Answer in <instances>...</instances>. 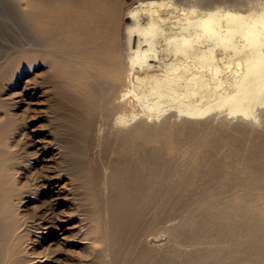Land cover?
<instances>
[{
  "label": "bare ground",
  "instance_id": "6f19581e",
  "mask_svg": "<svg viewBox=\"0 0 264 264\" xmlns=\"http://www.w3.org/2000/svg\"><path fill=\"white\" fill-rule=\"evenodd\" d=\"M0 264H264V0H0Z\"/></svg>",
  "mask_w": 264,
  "mask_h": 264
},
{
  "label": "rangeland",
  "instance_id": "374dc122",
  "mask_svg": "<svg viewBox=\"0 0 264 264\" xmlns=\"http://www.w3.org/2000/svg\"><path fill=\"white\" fill-rule=\"evenodd\" d=\"M216 122H220V119H217ZM237 125V120L236 119H233L229 125H227V128H232V127H235Z\"/></svg>",
  "mask_w": 264,
  "mask_h": 264
}]
</instances>
